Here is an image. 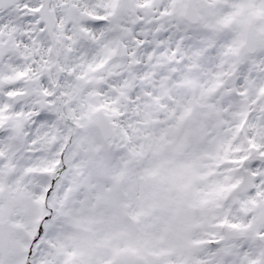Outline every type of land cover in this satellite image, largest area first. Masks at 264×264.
Returning a JSON list of instances; mask_svg holds the SVG:
<instances>
[{
	"label": "snow or ice",
	"instance_id": "6c2138e0",
	"mask_svg": "<svg viewBox=\"0 0 264 264\" xmlns=\"http://www.w3.org/2000/svg\"><path fill=\"white\" fill-rule=\"evenodd\" d=\"M0 264H264V0H0Z\"/></svg>",
	"mask_w": 264,
	"mask_h": 264
}]
</instances>
